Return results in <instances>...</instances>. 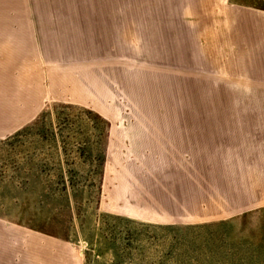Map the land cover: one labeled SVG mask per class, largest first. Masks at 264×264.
Returning <instances> with one entry per match:
<instances>
[{"label":"rangeland","instance_id":"374dc122","mask_svg":"<svg viewBox=\"0 0 264 264\" xmlns=\"http://www.w3.org/2000/svg\"><path fill=\"white\" fill-rule=\"evenodd\" d=\"M263 73L264 0H0V264H264Z\"/></svg>","mask_w":264,"mask_h":264},{"label":"crops","instance_id":"0c3cea01","mask_svg":"<svg viewBox=\"0 0 264 264\" xmlns=\"http://www.w3.org/2000/svg\"><path fill=\"white\" fill-rule=\"evenodd\" d=\"M259 81H261V80H259ZM246 88H247L246 91H248V94H250V92H255L256 93L257 91L263 93L262 96H261L263 99L257 100L258 103H261L260 105L257 106L256 105V99H251V98H250L249 103L247 105L248 108H256V107L262 108L263 109L262 110V115H258L257 116V115L250 114L248 116L247 123L255 125L254 127H251L249 129V131H248L250 136H252V135H258V136L262 135V138H263V140H262L263 141V154H264V73H263L262 82H260V83L254 82V83L247 84ZM250 96L251 95H249V97ZM255 98H257L256 95H255ZM244 183H245V181H244ZM246 183H248V182H246ZM249 183H257V182L251 181ZM263 196H264V194H263ZM262 202L264 203V201H261L260 203H262ZM263 203L261 205H263Z\"/></svg>","mask_w":264,"mask_h":264}]
</instances>
